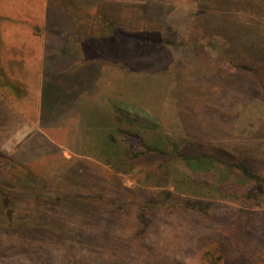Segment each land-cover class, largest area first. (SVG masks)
Masks as SVG:
<instances>
[{"label": "rangeland", "instance_id": "obj_1", "mask_svg": "<svg viewBox=\"0 0 264 264\" xmlns=\"http://www.w3.org/2000/svg\"><path fill=\"white\" fill-rule=\"evenodd\" d=\"M252 2L0 0V153L21 171L2 177L0 264H202L225 234L227 264H264V78L241 61L227 79L214 52L235 44L264 69ZM11 81L20 99L2 95ZM141 138L212 164L105 163L104 142Z\"/></svg>", "mask_w": 264, "mask_h": 264}, {"label": "trees", "instance_id": "obj_2", "mask_svg": "<svg viewBox=\"0 0 264 264\" xmlns=\"http://www.w3.org/2000/svg\"><path fill=\"white\" fill-rule=\"evenodd\" d=\"M225 1H230V0H225ZM262 1V0H260ZM237 2V0H236ZM255 3L252 2V0H248V5H254ZM83 20V19H82ZM82 22V21H81ZM113 31V29H112ZM189 47L185 48V49H191L192 51H199V49L197 48L196 44H191V45H187ZM173 47L175 48H182L184 47V45L181 44H175L173 45ZM216 54H218L217 56H221L224 60L225 63H229L228 61H230V64H232V62H234V65H232V67L229 64V69L227 71H225L226 74V78L227 79H232L233 75L236 74L235 71H237V66L239 67V77L238 79L243 80L242 75H240V70L242 67V63L243 62H249L248 68L250 71V74H252V76L254 78H258L260 76H262L264 78V69H261L260 67H256L252 62H251V58H248L244 52L240 51L239 47H237L235 44L234 45H224L223 47L216 49V51H214ZM197 53V52H196ZM254 54L251 56L253 57ZM243 61V62H241ZM204 63V60H202L201 64ZM209 69L211 68V65H208ZM215 68V67H213ZM264 68V67H263ZM208 68H206L207 70ZM210 72H214L217 73L219 71V69H214V70H209ZM174 75L175 71L173 69L168 70V76L170 75ZM177 77V75H176ZM237 78V77H236ZM3 86V93L2 95L4 96L5 99H8L9 95H16V99H20L21 97L24 96V90L23 87L20 86V84H17L16 82H10L8 83V86L6 85H1ZM121 134V133H120ZM156 140V139H155ZM107 143V142H106ZM105 142L103 143L105 145V148L102 150L104 153V160L105 163H107L108 165L114 163L116 167L118 168H128V169H132L131 165L134 163V166L139 164L141 165L143 163V160L148 161L150 160L152 157H155L156 160L162 159L164 162L168 161V159H170V156H177V157H183V159L185 161H191L192 163V167H194L195 169H202L205 170L207 168L210 167V165L212 164V161H209L207 159H193L192 157H189L186 154H179L178 149H179V145L172 141H162L161 143L157 142V141H151V142H145V140H143L141 138V140L139 141V144L141 146V149H133V148H129L127 147L126 149H124L122 152L120 150H118L116 148L115 153H113L112 148L108 146V144H106ZM172 148V153L173 154H169L166 151ZM223 150L227 151L231 150V147L229 145H227L225 148L222 147ZM170 151V150H168ZM237 153V152H236ZM175 154V155H174ZM223 154L227 157H231L230 153H226L223 152ZM116 159L115 161L112 159ZM237 160L239 161V163H235L232 162L233 166L235 168H237V170L239 171V174L237 175L239 177V179L244 180V179H253L254 177L252 176V167L248 164L244 163V157H240L237 158ZM19 162H17L14 158L9 157L6 154L0 153V210H5V212L7 214H9V208H14L13 205H11V203H13L12 200V196L9 195L10 191L6 188V186H4V184L2 183V177H6L5 179H10V180H14L16 181L19 178V174H21V171L19 169ZM226 166L228 167V165L226 164ZM10 177V178H9ZM263 183L259 181L260 186ZM245 229V228H244ZM244 230H241V232H243ZM226 234L224 235L223 238H219L218 241L216 243H214L213 245H211L206 252L204 253V256L202 258V264H227L226 260H227V256H226V251L225 248L227 247L225 241L228 240V237H225ZM224 248V249H223Z\"/></svg>", "mask_w": 264, "mask_h": 264}]
</instances>
